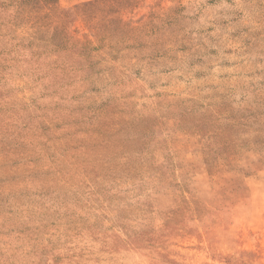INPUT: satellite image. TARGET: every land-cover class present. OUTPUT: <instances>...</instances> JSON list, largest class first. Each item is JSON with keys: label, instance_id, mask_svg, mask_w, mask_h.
Returning <instances> with one entry per match:
<instances>
[{"label": "rangeland", "instance_id": "1", "mask_svg": "<svg viewBox=\"0 0 264 264\" xmlns=\"http://www.w3.org/2000/svg\"><path fill=\"white\" fill-rule=\"evenodd\" d=\"M0 264H264V0H0Z\"/></svg>", "mask_w": 264, "mask_h": 264}]
</instances>
